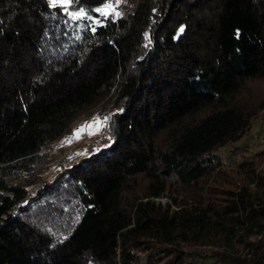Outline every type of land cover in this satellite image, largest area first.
<instances>
[{
	"label": "trees",
	"instance_id": "16d2710c",
	"mask_svg": "<svg viewBox=\"0 0 264 264\" xmlns=\"http://www.w3.org/2000/svg\"><path fill=\"white\" fill-rule=\"evenodd\" d=\"M98 2L70 11L99 16ZM116 7L101 25L47 0H0V264H189L193 244L221 247V264H264V169L241 160L240 185L199 192L217 148L264 107L252 91L264 0ZM93 110L114 114L102 143L41 180V149Z\"/></svg>",
	"mask_w": 264,
	"mask_h": 264
},
{
	"label": "rangeland",
	"instance_id": "374dc122",
	"mask_svg": "<svg viewBox=\"0 0 264 264\" xmlns=\"http://www.w3.org/2000/svg\"><path fill=\"white\" fill-rule=\"evenodd\" d=\"M100 17V13H97ZM92 22L96 24L93 19ZM253 96L259 100H264V79L255 81L252 86ZM99 114L97 110H93L88 113H82L78 115L67 127V129L49 145L42 148L41 163L44 162V168L41 172V180H51L57 173L63 168L70 166L73 162L79 158L87 155L97 146L102 143L106 132L104 128L96 131L94 135H88L87 132L81 134L80 139H73L71 143L61 142L66 137L72 135L73 130L80 126L85 121H90L91 118ZM264 107L260 108L257 113L251 118L250 123L243 134L235 140H229L222 146L218 147L216 152L219 157V166L215 168L213 174L203 181H200L199 192L206 194L208 188L217 187L215 189V196H220L221 190L233 188L241 184L243 177L242 172H235L238 162L241 160H251L256 164V172L264 169ZM79 153V154H78ZM254 184H249L253 187ZM35 185L29 188V192L33 191ZM179 195H185V193H179ZM180 197V196H179ZM219 198V197H215ZM162 202L168 199L162 197ZM251 239H256L257 236H251ZM236 249L237 254L244 255L246 250L243 244H236L233 247ZM183 250V258L189 262V264H221L220 262H214V259L210 256L214 251H221L222 248L213 245H184L181 248ZM147 252L140 253V258L144 259Z\"/></svg>",
	"mask_w": 264,
	"mask_h": 264
},
{
	"label": "snow or ice",
	"instance_id": "6c2138e0",
	"mask_svg": "<svg viewBox=\"0 0 264 264\" xmlns=\"http://www.w3.org/2000/svg\"><path fill=\"white\" fill-rule=\"evenodd\" d=\"M50 7H57L59 6L60 9L68 13L71 17L76 19H88L91 18L96 24H101L102 21L98 17H91L90 12L86 10L85 7L80 6L75 10H71L74 5H78L80 0H47ZM123 3H127V0H99L98 5L93 9L96 13H100L105 19L112 16L114 19L121 18L124 13L122 11H118L116 6H119ZM155 11V9L153 10ZM93 32L96 31V28L93 27L91 29ZM184 32V26L181 25L177 30L176 37L178 38L180 34ZM237 36H239V30H237ZM145 39L151 42L148 33L145 34ZM147 46V45H145ZM117 111H123V109H118ZM114 114L108 115H100L97 114L91 118L90 121H85L76 129L73 130L71 136L66 137L64 141L61 142L60 146H63L64 143H71L73 139H80L81 134L87 132L88 135H94L96 131H99L101 128H106L109 126V122ZM111 139V137H109ZM108 145H104L107 147ZM99 149H97L98 151ZM79 154V153H78ZM27 203V202H26Z\"/></svg>",
	"mask_w": 264,
	"mask_h": 264
}]
</instances>
